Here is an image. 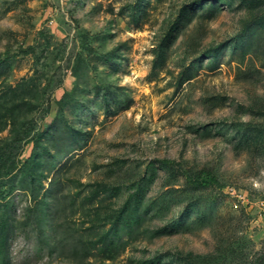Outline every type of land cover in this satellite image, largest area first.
Returning <instances> with one entry per match:
<instances>
[{"label": "rangeland", "instance_id": "rangeland-1", "mask_svg": "<svg viewBox=\"0 0 264 264\" xmlns=\"http://www.w3.org/2000/svg\"><path fill=\"white\" fill-rule=\"evenodd\" d=\"M1 178L9 264H264V0H0Z\"/></svg>", "mask_w": 264, "mask_h": 264}, {"label": "trees", "instance_id": "trees-1", "mask_svg": "<svg viewBox=\"0 0 264 264\" xmlns=\"http://www.w3.org/2000/svg\"><path fill=\"white\" fill-rule=\"evenodd\" d=\"M31 179H33V175L30 176ZM191 182L197 186L202 188H208L210 186H215L218 188H221V185L218 183L216 178L210 174L208 171H202L197 176L193 177L191 179ZM7 183L4 181L3 178L0 179V189L2 185H5ZM12 190V189H10ZM10 192V191H9ZM6 214H3L2 219H5ZM1 225H4L3 223ZM2 236V243H0V258L3 260V264H9L8 255H7V247H6V238L8 234L6 235V232H1Z\"/></svg>", "mask_w": 264, "mask_h": 264}, {"label": "built area", "instance_id": "built-area-1", "mask_svg": "<svg viewBox=\"0 0 264 264\" xmlns=\"http://www.w3.org/2000/svg\"><path fill=\"white\" fill-rule=\"evenodd\" d=\"M228 194L230 193L232 197L236 200L237 203H243L244 197L242 195L237 194L233 189H227Z\"/></svg>", "mask_w": 264, "mask_h": 264}]
</instances>
